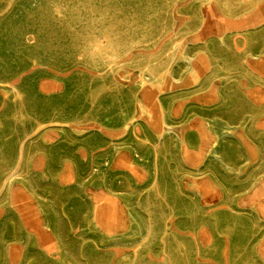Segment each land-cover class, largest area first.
<instances>
[{
  "label": "rangeland",
  "instance_id": "obj_1",
  "mask_svg": "<svg viewBox=\"0 0 264 264\" xmlns=\"http://www.w3.org/2000/svg\"><path fill=\"white\" fill-rule=\"evenodd\" d=\"M257 196L264 0H0V264H264Z\"/></svg>",
  "mask_w": 264,
  "mask_h": 264
},
{
  "label": "bare ground",
  "instance_id": "obj_2",
  "mask_svg": "<svg viewBox=\"0 0 264 264\" xmlns=\"http://www.w3.org/2000/svg\"><path fill=\"white\" fill-rule=\"evenodd\" d=\"M254 11V10H253ZM113 46L110 45L109 41L104 40L102 45L100 46V50L99 53L106 59V60H114V52L116 50H114L112 48ZM16 172V171H15ZM13 175V174H12ZM12 175L10 177H8L5 182L3 183V185L5 186L6 183L9 181V179L12 177ZM10 183V182H9ZM257 198L259 199V203L261 208L264 211V198H262L261 196H257Z\"/></svg>",
  "mask_w": 264,
  "mask_h": 264
}]
</instances>
